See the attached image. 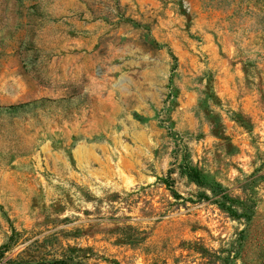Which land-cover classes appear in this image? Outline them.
I'll use <instances>...</instances> for the list:
<instances>
[{
    "label": "rangeland",
    "instance_id": "obj_1",
    "mask_svg": "<svg viewBox=\"0 0 264 264\" xmlns=\"http://www.w3.org/2000/svg\"><path fill=\"white\" fill-rule=\"evenodd\" d=\"M67 257L264 264V0H0V264Z\"/></svg>",
    "mask_w": 264,
    "mask_h": 264
},
{
    "label": "trees",
    "instance_id": "obj_2",
    "mask_svg": "<svg viewBox=\"0 0 264 264\" xmlns=\"http://www.w3.org/2000/svg\"><path fill=\"white\" fill-rule=\"evenodd\" d=\"M190 176V173H188ZM79 259H75L73 257H67L66 260L60 259V260H54L56 263H62V264H79L76 261ZM29 260H22V258L18 259H7L2 264H28Z\"/></svg>",
    "mask_w": 264,
    "mask_h": 264
}]
</instances>
